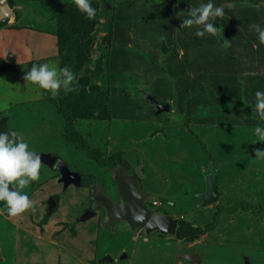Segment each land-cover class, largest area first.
<instances>
[{"label": "rangeland", "instance_id": "1", "mask_svg": "<svg viewBox=\"0 0 264 264\" xmlns=\"http://www.w3.org/2000/svg\"><path fill=\"white\" fill-rule=\"evenodd\" d=\"M12 1L15 14L0 23V82L9 94L0 96V120L6 119L5 129L23 132L33 150H60L51 173L41 164L39 179L21 189L36 212L11 216L0 201V264H264V158L255 152L264 141L244 117L242 127L206 129L208 145L195 141L204 133L201 122L221 117L203 102L204 96L213 99L206 86L228 93L234 82L238 92L247 85L264 90L262 80L207 74L211 57L225 60L220 67L227 72H264V44L254 27H264V0H213L224 15L213 19L219 31L203 36L195 34L200 26L182 27V20L207 0H91L94 18L75 0ZM46 62L58 70L69 66L74 87H61L54 97L27 82L24 73L32 64ZM176 64L191 72V92L176 86L172 92L168 74ZM112 88L119 91L113 89L114 104ZM139 88L168 101L171 110L159 113L155 106L136 115L127 104L145 105L130 98ZM225 106L228 119L237 107ZM252 108L246 113H257ZM95 152L115 157L104 165ZM140 164L147 207L190 223L198 232L192 238L147 235L127 219L114 226L105 220L97 196L119 202L117 178L135 174ZM211 171L220 196L203 205L200 194ZM51 196L58 204L50 212ZM87 209L95 213L80 219ZM190 253L200 260H191Z\"/></svg>", "mask_w": 264, "mask_h": 264}, {"label": "clouds", "instance_id": "2", "mask_svg": "<svg viewBox=\"0 0 264 264\" xmlns=\"http://www.w3.org/2000/svg\"><path fill=\"white\" fill-rule=\"evenodd\" d=\"M75 4L88 18H94L96 8L91 0H75ZM188 15L182 20V27L198 25L195 34L203 36L205 32L216 34L219 27H215L211 20L223 17L222 5H214L213 0H207L187 11ZM259 33V41L264 44V27L254 25ZM225 45H230L231 40L224 38ZM26 81H31L43 89L51 90L52 96H57L61 87L69 91L74 87L72 83L75 73L67 65L57 69L49 63H33L31 68L24 73ZM255 110L259 118L264 120V90L255 92ZM254 133L260 141H264V125L257 124ZM24 133L9 129L0 130V201L4 202L6 211L11 216L23 213L27 209L37 211L34 201L27 192L21 191L32 181L39 179L41 169V155L32 148L23 138ZM255 142V141H254ZM257 158H264V148L255 149Z\"/></svg>", "mask_w": 264, "mask_h": 264}, {"label": "crops", "instance_id": "3", "mask_svg": "<svg viewBox=\"0 0 264 264\" xmlns=\"http://www.w3.org/2000/svg\"><path fill=\"white\" fill-rule=\"evenodd\" d=\"M218 24L219 23H217V25ZM217 25H216V27H217ZM164 44L162 45V48L164 49L163 51H166L167 48L164 47ZM255 46H257V45H255ZM163 53H164L163 56L166 55V54H168L167 51L166 52H163ZM170 58H171L170 56H166L164 59H167V62L169 61V63H171L170 62ZM217 58H218V60H216V62H214L215 61V58H213V57H211V60H209V61H211V65L209 67V72H207V74L219 75V76L226 75L229 78H231L232 80L252 79L254 81H256V80H258V81L259 80H262L264 82V72L262 74H253V75H249L247 73L244 74L242 72H239V75H238V73H236V71H231L230 67H229L228 72H227V71H224L220 67L222 63L226 64L225 60H223V59L222 60L221 59L219 60V57H217ZM187 59H186V61H187ZM237 60H239V59H237ZM0 61H1V58H0ZM188 64L187 65L184 64V65L186 67H188ZM161 66H162L161 68H163V70L165 72V69L163 67L164 65H161ZM185 66L183 68L181 65H179V64L177 65L176 64L174 72L172 71L170 74H168V75H170L169 77L172 80V82H171L170 85L173 88V91H172L173 93L176 90V89L174 90V87L175 86L178 89H184V88L188 87V91L191 92V89H190L191 88V75H190L191 72L190 73H187L186 72L187 70H186V67ZM227 66H228V64H227ZM165 75L168 77V75L166 74V72H165ZM259 75H261V76H259ZM244 76H251V77H244ZM135 77H136V79L138 81V78L139 77H137L136 75H135ZM143 81H144V78L142 77L140 83H143ZM133 83L136 84V80H133ZM233 84H234V87L228 88V89L231 90L228 93H225L224 90L222 91L223 88H220V87H218L216 85L214 87L213 86L212 87H207L206 86V94L205 95H210V96L213 97V99H211L208 102V100L205 99L206 96H204V101L203 102H204L205 105H209L210 106L209 108H212L213 109V112L219 113L218 115H220L221 117L217 118V121L216 122L207 121V120H205L206 121L205 123L204 122H201V124H203L204 133H203V135H200V136H198V137L195 138V141L196 142H199V143L200 142H203L204 144H207L208 145L207 138L209 136V134H208L209 133V130H206V129H211L213 131V133H215L217 131V129H219L218 127H222L224 129H228L231 126H234V127H236V126L242 127V125L244 124V123H242L243 117L246 118L248 122L250 121V123H248L246 125H249L252 128L253 127L255 128V126L257 124L264 125V120H261L259 118L258 112L256 110L255 111L257 113H251V114L250 113H246V110L249 109V108H251L252 106L255 108V92H256L257 89H259V87H256L257 89L255 87H250L252 85H247L248 84L247 83L246 85L248 87L245 88V89H242L241 92H238L237 91V89H238L237 87H239L238 84L235 85L234 82H233ZM254 84H258V82L256 81V82H254ZM5 85L6 84H3V83L0 82V96H2V97L4 95H9V94L6 93L7 90L4 89ZM115 85H117V83ZM262 86H263V89H264V83H263ZM143 88H145V87H143ZM113 89L114 88H112V91H111V94L110 95H111V98H112L111 99V102H113V104H114V101H115L114 90L116 92L118 90L117 89H114L113 90ZM253 89H255V90H253ZM217 95H219V96H217ZM222 95H225L226 97L224 99L220 100V101L218 99H215V98H220ZM131 96L133 97L134 100H137L138 102H139V100L142 101V102H145V105L144 104L143 105L142 104L139 105V104H134V103H131L132 105L131 104H127V106L132 111H133V109H134L135 112L137 111L136 112L137 113L136 115H144L143 112L147 111V109H150L151 110L152 108H156V107H157V110H158L159 113L163 112V110L165 108L160 109V107L158 106V104L156 103V101L159 102V103H162V104H165V103L169 104V109L168 110H171V104L168 101H165V100H162V99L157 98V94L156 93H149V92H147V91L139 88L138 90H134V91L132 90V95L130 94V98H132ZM147 96H149L150 99H151L150 104H148L149 103V100H148ZM240 97H241V102H240ZM116 98H118V94L116 95ZM172 98H173V94H172ZM186 99L187 98H184V100H186ZM11 101H12V99L11 100L9 99V103H11ZM0 105H1V103H0ZM225 105H228V106L229 105H232V106H236L238 108V110L236 108V110H234V111L231 112V114H230L231 117L228 118V119H226V118L224 119L223 118V117L227 116L226 115V111H223V110H227ZM254 108H252V110H254ZM111 109H114V106H111ZM208 111H209L208 110V107L206 106L205 107V113L208 112ZM214 116L215 115H212L209 119L213 118ZM252 124H254V125H252ZM215 125H216V127H214ZM224 129H222V130H224ZM50 147H52V146H50ZM59 150H56V148L54 150L52 148H49V149L43 150V151H45V152L50 151L53 154H55L56 157H57L55 163L56 164H59V155H58ZM35 151H39V150H35ZM44 163L45 162H42L41 164H44ZM55 163H54V165H55ZM52 167H53V165L52 166L48 165L49 174L53 170ZM214 172L215 171H213V172L211 171L210 173H208V175L211 174V173H214ZM143 173H144V168H143ZM216 175H217V173H216ZM58 178H59V181L60 182H62V181L66 182V180H67V178L65 177V174H60V176ZM206 183H207V177H206ZM206 188H207V185H206ZM57 204H58V202H57ZM190 254H196V253H190ZM191 260H193V259H191ZM199 260H200V258H199Z\"/></svg>", "mask_w": 264, "mask_h": 264}, {"label": "water", "instance_id": "4", "mask_svg": "<svg viewBox=\"0 0 264 264\" xmlns=\"http://www.w3.org/2000/svg\"><path fill=\"white\" fill-rule=\"evenodd\" d=\"M14 14V6L10 1L0 0V22L9 19ZM209 22L214 26L217 25L215 20ZM156 103L160 109H169V104L167 103L162 104L157 101ZM5 120V118L0 120V130H5ZM36 152L40 153L42 162H45L50 166L54 165L57 158L55 154L50 151ZM143 166L144 164H140L133 175L124 174L123 178H117L120 196L119 202L102 193L97 196V203L105 207V220L113 226L116 225L119 220L127 219L131 221L134 226L142 227L147 235H151L156 231H159L160 233H174L179 218L166 211L149 209L146 205L145 201L147 194L142 192V185L139 180V177L144 174ZM217 177L218 176L215 172L208 175L206 191L200 194L203 199V205L214 203L219 198L220 194L218 193ZM56 205L57 201L55 197L51 196L49 198V211H53ZM94 213V210L87 209L80 219L84 220ZM189 257L199 261L197 254H189ZM109 258L113 259L111 255H109Z\"/></svg>", "mask_w": 264, "mask_h": 264}, {"label": "trees", "instance_id": "5", "mask_svg": "<svg viewBox=\"0 0 264 264\" xmlns=\"http://www.w3.org/2000/svg\"><path fill=\"white\" fill-rule=\"evenodd\" d=\"M10 1V3L13 5V1L12 0H9ZM14 6V5H13ZM14 10H15V7H14ZM4 21H6V20H4ZM1 22H3V21H1ZM0 22V23H1ZM2 62H4L3 60H1L0 61V63H2ZM2 65V64H1ZM5 130H7V129H5ZM88 145H87V148L89 149V147L91 146L89 143H87ZM91 148H93L92 146H91ZM96 153V156L94 157L95 158V160L98 162V163H100V164H106V162H107V160H110V159H114V157H115V155H111L110 157H103L99 152H95ZM95 187V186H94ZM93 186H92V188L95 190L96 189V187L94 188ZM192 226H191V224L190 223H185V221H183V220H179L178 221V224H177V228H176V233L177 234H179V236L181 237V238H190L191 237V235H193V234H196V233H198V232H196L197 231V228H191ZM192 238V237H191Z\"/></svg>", "mask_w": 264, "mask_h": 264}, {"label": "built area", "instance_id": "6", "mask_svg": "<svg viewBox=\"0 0 264 264\" xmlns=\"http://www.w3.org/2000/svg\"><path fill=\"white\" fill-rule=\"evenodd\" d=\"M154 204H158V201H154ZM160 205V204H159ZM159 205H157V206H159Z\"/></svg>", "mask_w": 264, "mask_h": 264}, {"label": "flooded vegetation", "instance_id": "7", "mask_svg": "<svg viewBox=\"0 0 264 264\" xmlns=\"http://www.w3.org/2000/svg\"><path fill=\"white\" fill-rule=\"evenodd\" d=\"M5 128V127H4ZM5 131H7V130H5ZM57 201V200H56ZM57 206V205H56Z\"/></svg>", "mask_w": 264, "mask_h": 264}]
</instances>
